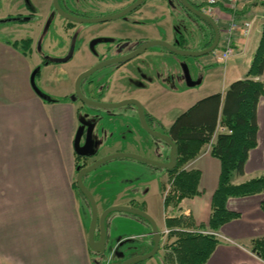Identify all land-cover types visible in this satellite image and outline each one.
I'll use <instances>...</instances> for the list:
<instances>
[{"label":"crops","instance_id":"obj_1","mask_svg":"<svg viewBox=\"0 0 264 264\" xmlns=\"http://www.w3.org/2000/svg\"><path fill=\"white\" fill-rule=\"evenodd\" d=\"M194 1H203L210 6L215 20L223 22L222 28L228 27L231 20L237 22L236 16L231 19L230 13L219 9L221 0L212 5L207 0ZM262 2L264 0L245 2L249 10L239 23L242 26V22L250 23V29L248 34H244L243 28H240L237 41L236 32L232 37L234 52L237 46L240 58L241 55L247 56L252 47L254 54L258 47L264 19L257 28L255 23L261 15L250 17V14L256 9L254 6ZM162 13H166L165 8L143 14L140 19L168 23V18L160 21ZM206 37L207 43L210 36L207 34ZM41 63L38 51L26 53L13 46L10 40L0 39V264H96L99 259L110 256L112 251L111 261L118 264L149 251L153 246L150 224L122 212L113 213L107 219L106 252L96 254L90 248L91 207L75 187L77 159L74 137L79 116L86 108L68 97L74 91L77 75L86 65L75 69L66 64L71 67L65 78L67 82L57 91L47 86V92L54 93L53 97L59 99L50 101L38 95L31 83V74ZM117 77L114 82L121 78V87L124 83L135 90L127 88V93L117 94L115 99L137 96L164 128H169L179 114L198 100L217 92L224 94L230 85L191 99L193 88L168 89L156 81L144 90L141 84L130 85V78L137 79L135 74ZM256 79L264 81V73ZM45 82L43 79L42 83ZM82 88L86 94L93 92L88 82H83ZM174 110L178 112L176 115L172 113ZM126 115L127 119L125 116L105 117L108 122L114 123L109 128L114 144L111 148H102V155L130 151L168 161L170 147L159 145L153 150L143 144L140 140L144 134L135 110H128ZM257 117L258 144L250 151L244 175H234L235 184L253 178L248 175L250 171L262 172L258 176L264 175V96L259 100ZM127 160L108 162L107 166L85 176V183L98 203L99 213L117 204L136 206L148 212L161 231L168 228L166 221L172 217H189L196 227L208 224L212 198L221 174V161L212 156L209 145L186 165L187 170L200 171V194L183 199L178 208L165 206L162 186L169 182L167 169L134 159ZM263 199V193L229 198L228 209L240 216L222 226V241L206 264H264V260L250 246L253 238L264 236ZM126 231L131 233L125 234ZM99 237L100 230H97L96 239ZM158 253L159 256L152 257L145 264H165L164 249Z\"/></svg>","mask_w":264,"mask_h":264},{"label":"flooded vegetation","instance_id":"obj_2","mask_svg":"<svg viewBox=\"0 0 264 264\" xmlns=\"http://www.w3.org/2000/svg\"><path fill=\"white\" fill-rule=\"evenodd\" d=\"M10 1H12L11 5L13 8L12 12L8 13L10 21H14L15 23L13 24L16 26L24 27L26 25H30V28L33 29L34 32L38 30L36 38L43 36V40H47V49L49 51L54 50L55 52H60V54H62L52 57L50 53H48L49 51H47V49L42 44L38 43V40L33 36H22L20 38H15L13 42L20 43L17 47L21 48L23 51L26 50L31 52H39L42 63L36 68L38 69L37 74L41 71L42 66H44L45 69L48 66L50 67L54 64L65 65V68L63 67L62 70L63 76H67L71 71L68 69V67H66V64H70V66L86 65V68L83 70L85 71L103 60H107L116 56H123L137 50L146 40L164 39L175 46L184 49L180 46V43L185 42L187 37L191 38L192 34L191 31L189 33V28H192L194 32L193 39L200 41H202L207 34L208 36H211L213 32V28L204 20L190 12L183 5L181 0H143V2L137 6L135 4L138 0H58L62 10L77 18L69 17L61 13L56 8L54 0H48L49 4L47 13H43V11L38 8V6L35 4V0ZM188 1H190L196 8L205 12L206 5L203 1ZM132 6H134L133 9L127 15L116 19L101 22L79 21V18H97L118 14ZM160 8L166 9V13L161 14L160 21H164L168 18V23L159 24V21H156L155 19L153 21L140 19L143 14L158 12ZM144 27L147 29L146 33L142 30ZM220 28L221 30L224 29L222 26H220ZM28 39L31 40L29 45L27 44ZM43 48L46 49V53H42ZM161 48V50H156L152 47V49H148L131 61L115 62L103 67L100 70H97L92 75L82 80V92L87 97L94 100L116 102L125 98H136L141 102L137 96L115 99L117 94H123L124 92L127 93V91H125L127 88L132 90L134 89V87H128V85H124V83H122L123 86L121 87V78L119 81L114 82L115 78H119L117 76L121 75V77L124 78V76H129V74H135L137 78H130V85L134 84L132 86L141 84L142 89L148 90L150 86L156 81H159V77H161L163 78V81L160 82L163 83L166 88L171 89L172 87L170 78H172V72L169 69V64L165 62L163 66L164 72L159 71V68L157 69L156 67L159 60L164 62L166 59L170 58L169 54L172 52L163 46ZM83 71L79 72V74ZM159 74H162V76H159ZM163 74L165 76H163ZM55 77L56 75L50 70L45 73L46 87H43L44 90L42 89V91L47 93V95L50 97L48 100L50 101L59 100L53 96H50V94L47 92V86L49 87L48 80L54 79ZM83 82H88L89 85L93 82L95 86H90L91 91L93 92L86 94L82 88ZM74 94L75 85L73 93L68 97L79 102L81 106L86 108L85 111H83L79 116V126L81 125L80 118L82 115L87 113H90V116L88 118L82 117V119H86L90 123L93 121L96 122V120L92 119V121L90 118L93 116V109L98 108L92 105H87L78 98L73 99L72 97ZM143 107L146 113L148 124L156 130L169 134V128H164L160 122L147 111L144 105ZM88 108H92V110L90 111ZM130 109L135 110L137 114L140 130L144 134V137L142 140H140L143 142V144L147 145L153 150L158 148L159 145H166L167 147H170L165 141L151 136L144 129L142 123L140 122L138 109L136 106H130L129 110ZM102 110L108 113L115 111L113 109ZM97 123L98 121L96 122L95 130L98 129ZM101 156L103 155L100 151L92 158L80 156L76 153L77 163H79L78 166H87ZM77 189L80 192L79 188Z\"/></svg>","mask_w":264,"mask_h":264},{"label":"trees","instance_id":"obj_3","mask_svg":"<svg viewBox=\"0 0 264 264\" xmlns=\"http://www.w3.org/2000/svg\"><path fill=\"white\" fill-rule=\"evenodd\" d=\"M220 7L233 15L223 3ZM248 10L244 7L235 13L238 24ZM213 38L214 31L204 48L212 43ZM30 42L28 39L27 44ZM10 43L15 47L20 44ZM24 52L27 53L26 50ZM263 73L264 23L246 77L231 82L224 94L217 92L198 100L179 114L169 127L168 133L177 144L179 157L177 167L168 170L169 182L162 186L166 192V207L178 208L183 199L200 194V171L187 170L186 165L197 158L207 145L212 156L221 161V174L207 225L196 227L186 216L167 219L170 231L162 239L160 248L164 249L165 264H206L222 241L219 235L222 226L240 216L228 209L229 198L264 194V175L238 184L233 182L235 174L244 175L250 151L258 144L257 109L260 98L264 96V81L256 78ZM75 187L78 188L76 182ZM261 208L264 211V199ZM250 246L264 260V236L253 238Z\"/></svg>","mask_w":264,"mask_h":264},{"label":"water","instance_id":"obj_4","mask_svg":"<svg viewBox=\"0 0 264 264\" xmlns=\"http://www.w3.org/2000/svg\"><path fill=\"white\" fill-rule=\"evenodd\" d=\"M183 5L193 14L204 20L207 24H209L214 31V38L212 43L205 47L204 49L200 51H193L189 49H181L174 44L168 42L167 40L164 39H152V40H146L145 42L142 43V45L135 51L130 52L128 54H125L123 56H116L113 58H109L107 60H103L93 66L92 68L83 71L82 73L79 74V76L76 79V84H75V94L72 97L73 99H80L82 102H84L87 105H92L94 107L102 109H113L115 111L109 113L110 115H105L106 112L103 110H94L91 120L94 119L96 122L98 121V129L95 130L96 127V122L93 121L90 123L86 119H82V117L88 118L90 116V113L82 115L80 118L81 125L79 126L77 133L75 135V141H74V148L75 151L78 155L80 156H85V157H94L99 151H101L102 148H108L107 146L103 145V142L101 139L98 138V134H101L102 131L100 129V121L104 120L106 116L110 117H124L130 106H136L138 109V115L140 122L142 123L144 129L153 137L159 138L163 141H165L169 146H170V152L168 155V161H162L156 158H152L149 156H145L136 152H130V151H117V152H112L109 154H105L101 156L100 158L95 159L93 162L88 164L87 166H78V173L76 177V182L78 185V188L84 198H86L87 202L89 203L91 207V212H92V219L89 227V246L90 248L96 253V254H104L107 250V243H108V233H107V219L108 217L116 212H122V213H129L132 215H135L139 218H142L146 220L150 226H151V234L153 236V246L152 248L143 253V254H138L131 256L122 262L118 264H137L141 261L150 259L154 257L158 251L160 250V245H161V240H162V232L156 222V220L144 209L136 207V206H130V205H112L106 208L102 213H99V208H98V203L96 201V198L93 194V192L90 190L88 185L85 183V176L87 174L93 173L96 170H98L101 166L104 164H107L108 162L115 160V159H134L143 163H146L148 165H152L154 167L162 168V169H168L172 170L177 167L178 164V147L177 144L174 142L172 137L164 133L162 131L156 130L152 128L146 118V113L144 110V107L142 103L136 99V98H125L120 101L116 102H106V101H100V100H94L92 98L87 97L81 89V82L84 78L92 75L94 72L97 70L102 69L105 66H108L110 64H113L115 62H122V61H131L132 59L136 58L138 55L144 53L148 49L155 47V46H163L167 48L169 51L184 55V56H192V57H198L206 54H210L214 52L221 40V30L219 25L217 24L216 20L209 15L208 13L204 12L201 9L196 8L190 1L188 0H181ZM143 0H138L137 3L135 4L136 6L141 4ZM54 4L56 8L63 13L66 16L74 17L60 7L58 0H54ZM134 6L127 8L126 10L110 15V16H105V17H97V18H79V21L83 22H101V21H106V20H111V19H116L122 16L127 15ZM143 32H147V29L144 27ZM65 60V59H64ZM38 69L34 70L32 72L31 76V83L38 95L45 99H50V97L42 91V89L37 86L35 82V76L37 74ZM183 73H184V78L187 80V83L189 86H194L200 83V79L194 81L191 76V72L189 69V66L184 63L183 64ZM90 86L93 87L95 86L94 83H90ZM121 110V111H117ZM119 112V113H118ZM100 230V237L96 239V231ZM253 252H255V249H253Z\"/></svg>","mask_w":264,"mask_h":264},{"label":"rangeland","instance_id":"obj_5","mask_svg":"<svg viewBox=\"0 0 264 264\" xmlns=\"http://www.w3.org/2000/svg\"><path fill=\"white\" fill-rule=\"evenodd\" d=\"M35 1H36L35 4L38 6V8L41 9V11H43V13H47V11H48L47 8H48V4H49L48 0H35ZM11 2L12 1H10V0H0V39H6V40L13 41L15 38H20L22 36H33L35 39L38 40V43L42 44L47 49V47H48L47 46V40H43L44 39L43 36L36 38L38 30H36L34 32L33 29L30 28V25H26L24 27L16 26L13 24V23H15L14 21H10L8 13L12 12V9H13ZM245 2H246V0H236L234 2H231L230 0H221V3H223L227 8L232 10L233 15L231 16V19L232 18L234 19L235 15H236L235 13H237L239 10H241L243 8V6L246 7L248 5ZM207 8H208V6L205 7V10H207ZM220 8L221 7L219 6V9ZM254 8H256V9L252 10L253 12L250 14L251 16L250 15H248V16L252 17V16H254V14L261 15L259 17V19L257 20V22L255 23L257 28H260L261 21L264 19V16H263L264 5L259 3V4H257V6H254ZM223 12L229 13L228 11H223ZM210 14L213 16L215 15L212 11L210 12ZM218 22L220 25L221 24L223 25V22L221 20L219 21V19H218ZM230 22H232V20ZM239 25L242 27V24H239ZM188 31H189V33L191 31V34H192L191 38L187 37L185 39V42L180 43V46L183 47L184 49H189V50H193V51H200V50L204 49V45L206 43V41H204V39H207V37H204V39L202 41L197 40V39H193L194 32H193L192 28H189ZM224 32L222 34V42H220V45L218 46V48L210 54H206V55H202V56H198V57H192V56H184V55H180V54H176V53L172 52L169 54L170 58L166 59L164 62H162L160 60L157 62L158 64H157L156 68L157 69L159 68V71H161V72H164L163 66H164L165 62L167 64H169V69L172 72V78H170L172 89L182 90V89L193 88L194 90L190 94V98L194 99L196 97L201 96L202 94L207 95V94L219 91L223 87H227V85H229L231 82L235 81V79L242 78L244 75H246V71L249 68V63L251 62V57L253 55V49L254 48L252 47L251 50H249V53L247 54V56L241 55L242 58H240V56H239L240 51H238L239 49L237 50V46H236L235 52L233 51V54L229 57V59L227 61H225V62L219 61L218 56L222 55V49L226 45V42L224 41L225 40L224 37L226 35L224 34ZM239 33H241L240 28L238 30H236V34L234 35V36H236L235 41L238 40ZM232 37H233V35H232ZM161 47L162 46L158 45V46H155L153 48L156 50L157 49L161 50L162 49ZM45 48L42 49V53H46L47 51H49L48 49L46 51ZM48 53H50V55L52 57H55L56 55H58V56L62 55V54H60V52L58 53V52H55L54 50L49 51ZM46 55H48V54H46ZM184 63H186L189 66L192 79L194 81L200 79L199 84H197L195 86H189L188 85L187 80L184 78V75H183V64ZM63 67L65 68V65L54 64L51 67H49L50 69L45 68V69H47V70H45L44 66H42L41 71L35 77V82H36L37 86H39L41 89H43V87L46 85V83L45 84L42 83V80L43 79H44V81L46 80L45 79V73H47V71L50 70L56 75V77H55L56 79L54 78V79L48 80L49 87L54 89L53 91H57V89H60L63 86L62 84L63 83L65 84L67 82V80L65 79L66 76L62 75ZM66 67H68L69 70L71 69V67H69L67 65H66ZM72 67L75 69H78L77 66L73 65ZM34 69H36V68H34ZM50 73H49V75H50ZM160 75L162 76V74H159V76ZM163 76H165V75L163 74ZM159 81H163V78L159 77ZM69 82L70 81H68V83ZM48 94H51L52 96L54 95V93H52V92H49ZM94 110H96V109H94ZM98 110H101V109L98 108ZM107 113L108 112H106L105 115H107ZM172 113H175L174 115H176L178 112L176 110H174V111H172ZM127 118H128V116L125 115V119H127ZM99 124H100V129H101L102 133L98 134V138L102 140L104 146L111 148V146L114 144L112 141L114 136H111V134L109 132V128L114 123H110L107 121V119H104V120L100 121ZM117 161H128V160L125 158H122V159H115V160H112L110 162H117ZM129 161H132V160H129ZM133 162H135V161H133ZM104 166H107V165L104 164L99 169H101ZM260 173H262V172L250 171L248 175H249V177H257ZM164 207L165 206L163 205V208ZM127 233H131V231H126L125 234H127ZM224 242H225V240H224ZM112 254H113V251L110 253V256L106 255V257L99 259L96 262V264H114L111 261L112 260ZM155 256H159V253H157ZM150 259L141 261L137 264H145V262H147Z\"/></svg>","mask_w":264,"mask_h":264},{"label":"built area","instance_id":"obj_6","mask_svg":"<svg viewBox=\"0 0 264 264\" xmlns=\"http://www.w3.org/2000/svg\"><path fill=\"white\" fill-rule=\"evenodd\" d=\"M231 2H234L236 0H230ZM215 2H217V0H210V3L211 4H214ZM209 11L211 12L212 11V8L210 7L209 8ZM238 27L237 24L235 23H232V25L230 26L229 30L227 31V35H226V38H225V42H226V45L222 51V55H220L219 59L221 61H226L228 60V58L233 54V51H234V48L232 46V40H231V33L233 32V30H235L236 28ZM250 29V23L246 22L245 23V26L243 28V31L245 34L248 33ZM169 229H166L165 230V233L168 234L169 233Z\"/></svg>","mask_w":264,"mask_h":264}]
</instances>
